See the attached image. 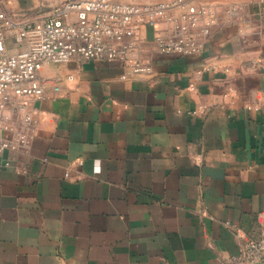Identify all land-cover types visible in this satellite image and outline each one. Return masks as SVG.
Masks as SVG:
<instances>
[{
	"label": "crops",
	"instance_id": "crops-1",
	"mask_svg": "<svg viewBox=\"0 0 264 264\" xmlns=\"http://www.w3.org/2000/svg\"><path fill=\"white\" fill-rule=\"evenodd\" d=\"M194 2L219 20L200 55L161 54L172 25L143 27L128 63L44 66L30 122L3 112L27 141L0 161V264H240L264 234V0ZM41 4L5 0L17 22Z\"/></svg>",
	"mask_w": 264,
	"mask_h": 264
},
{
	"label": "built area",
	"instance_id": "built-area-1",
	"mask_svg": "<svg viewBox=\"0 0 264 264\" xmlns=\"http://www.w3.org/2000/svg\"><path fill=\"white\" fill-rule=\"evenodd\" d=\"M41 1L46 9L41 17L34 21L9 22L14 40L22 46L18 52L8 51L7 37L0 29V117L15 100V109L26 124L31 118L22 101L45 96L44 81L39 77L44 66L73 59L126 64L129 53L136 46L135 35L141 28L158 23H169L173 28L171 36L154 38L159 53L200 55L205 40L219 22L213 6L194 0L142 5L117 0ZM4 3L5 0H0V21L5 19ZM236 10L235 7L227 8V12ZM128 65L133 74L152 73L147 63L133 61ZM54 91H58L57 87ZM26 141L23 134L13 133L7 124L0 123V161L4 160L5 152L15 151L26 145ZM3 165L8 167L9 162L5 160ZM239 262L264 264V234L258 239H244Z\"/></svg>",
	"mask_w": 264,
	"mask_h": 264
},
{
	"label": "rangeland",
	"instance_id": "rangeland-1",
	"mask_svg": "<svg viewBox=\"0 0 264 264\" xmlns=\"http://www.w3.org/2000/svg\"><path fill=\"white\" fill-rule=\"evenodd\" d=\"M4 13H5V19H3V20H1L0 21V29H2L3 30V32L5 33V36L7 37V39H6V46H7V49H8V43H7V40L9 39L10 40V42H11V47H13V48H19V50L22 48V46H21V44H19V43H17L15 40H14V37L12 36V34H13V31H12V29L9 27V22H12V21H14V22H16L15 20H13L9 15H8V13H7V11H6V8H5V3H4ZM41 8H43L42 6H41ZM40 16H35V17H32L29 21H34V20H36L37 18H39ZM10 49H8V51H9ZM10 52V51H9Z\"/></svg>",
	"mask_w": 264,
	"mask_h": 264
}]
</instances>
